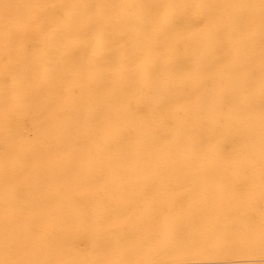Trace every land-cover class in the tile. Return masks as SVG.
Instances as JSON below:
<instances>
[{
	"label": "bare ground",
	"instance_id": "bare-ground-1",
	"mask_svg": "<svg viewBox=\"0 0 264 264\" xmlns=\"http://www.w3.org/2000/svg\"><path fill=\"white\" fill-rule=\"evenodd\" d=\"M0 264H264V0H0Z\"/></svg>",
	"mask_w": 264,
	"mask_h": 264
}]
</instances>
